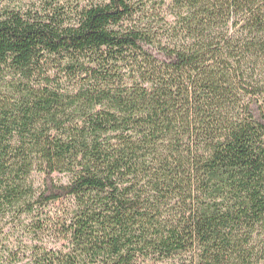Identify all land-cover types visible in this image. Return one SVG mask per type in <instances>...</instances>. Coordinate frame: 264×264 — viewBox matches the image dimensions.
<instances>
[{"label": "trees", "instance_id": "16d2710c", "mask_svg": "<svg viewBox=\"0 0 264 264\" xmlns=\"http://www.w3.org/2000/svg\"><path fill=\"white\" fill-rule=\"evenodd\" d=\"M31 3L0 9V264H264V0Z\"/></svg>", "mask_w": 264, "mask_h": 264}, {"label": "rangeland", "instance_id": "374dc122", "mask_svg": "<svg viewBox=\"0 0 264 264\" xmlns=\"http://www.w3.org/2000/svg\"><path fill=\"white\" fill-rule=\"evenodd\" d=\"M136 11V16L125 23V26H143L152 25L155 19H158L157 25L161 26V21L171 22V17L167 14V7L171 0H128ZM33 0H0V9L8 6L10 8L26 7L32 4ZM155 27V25H154ZM19 79L17 77L4 78L0 75V98L3 94H6L13 85L18 84ZM64 181V180H63ZM14 238L16 236H8L7 242L13 245ZM26 242V240H23ZM4 241V243H7ZM8 244V243H7ZM22 248V247H21Z\"/></svg>", "mask_w": 264, "mask_h": 264}]
</instances>
